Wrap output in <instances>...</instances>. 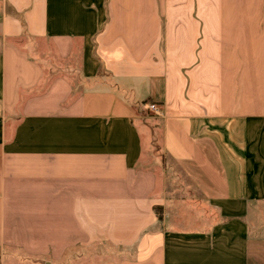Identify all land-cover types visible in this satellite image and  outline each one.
Wrapping results in <instances>:
<instances>
[{"label": "crops", "instance_id": "0c3cea01", "mask_svg": "<svg viewBox=\"0 0 264 264\" xmlns=\"http://www.w3.org/2000/svg\"><path fill=\"white\" fill-rule=\"evenodd\" d=\"M0 264H264V0H1Z\"/></svg>", "mask_w": 264, "mask_h": 264}, {"label": "rangeland", "instance_id": "374dc122", "mask_svg": "<svg viewBox=\"0 0 264 264\" xmlns=\"http://www.w3.org/2000/svg\"><path fill=\"white\" fill-rule=\"evenodd\" d=\"M0 3H1V0H0ZM21 44L24 47L28 48L32 55L46 62L45 65L49 73V78L53 77L54 75H57L56 71L58 68H60L59 65H57V63L52 59L49 60L47 64L48 59L46 57L49 56V53L45 52V55L42 54L38 50V43L36 41L24 40L23 42H21ZM44 44L45 46L43 45V47L46 50L52 49L51 42H45ZM69 75L72 77L80 76L78 73V69H75V71L71 72ZM149 113L151 114L152 112H149ZM150 121H153V124L146 123L148 126L147 128L144 129V131L146 132L145 134L146 150L144 154V160L148 158L147 159L148 161H152V164L149 165L150 169L153 167H159L161 169V172H163V168H164L171 174V177L173 178L174 183L170 191L178 192L181 194H188V193L193 194L192 192H190V186L186 183V181L183 178L180 179L181 176L179 172L173 169L175 168L174 165L172 164L170 159L167 158L166 155H164L161 149V125L160 123L158 121L154 122L156 120H150Z\"/></svg>", "mask_w": 264, "mask_h": 264}, {"label": "built area", "instance_id": "2783aa9c", "mask_svg": "<svg viewBox=\"0 0 264 264\" xmlns=\"http://www.w3.org/2000/svg\"><path fill=\"white\" fill-rule=\"evenodd\" d=\"M146 109L149 111V112H152L154 115H160V108L157 104H154V103H151V104H148L146 105Z\"/></svg>", "mask_w": 264, "mask_h": 264}, {"label": "trees", "instance_id": "16d2710c", "mask_svg": "<svg viewBox=\"0 0 264 264\" xmlns=\"http://www.w3.org/2000/svg\"><path fill=\"white\" fill-rule=\"evenodd\" d=\"M158 216H159L160 219H162V213H161V211H158Z\"/></svg>", "mask_w": 264, "mask_h": 264}]
</instances>
